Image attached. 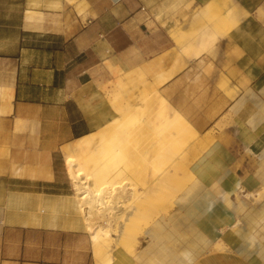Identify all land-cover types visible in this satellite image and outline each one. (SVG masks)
Here are the masks:
<instances>
[{
    "label": "crops",
    "instance_id": "crops-1",
    "mask_svg": "<svg viewBox=\"0 0 264 264\" xmlns=\"http://www.w3.org/2000/svg\"><path fill=\"white\" fill-rule=\"evenodd\" d=\"M231 1L247 14L225 33L203 17L230 0H0V264H96L39 205L70 196L64 151L115 91L156 92L212 140L206 178L112 264H264V0Z\"/></svg>",
    "mask_w": 264,
    "mask_h": 264
},
{
    "label": "bare ground",
    "instance_id": "bare-ground-1",
    "mask_svg": "<svg viewBox=\"0 0 264 264\" xmlns=\"http://www.w3.org/2000/svg\"><path fill=\"white\" fill-rule=\"evenodd\" d=\"M227 6H229L228 11H230L236 7V3L230 0ZM77 10H80L78 6ZM246 12L247 11L244 9V7H242L238 11V16L242 17L247 14ZM236 21L235 18L230 15V13L226 14L224 20L218 18V16H215L212 19L215 27H218L224 31H228L230 27L228 25L231 24V26H233L238 22ZM214 33L215 35L217 34L216 31L212 34ZM173 37L178 42H181L187 38V36L184 34L174 35ZM207 37L208 33L204 32L199 34L195 40H203ZM155 93L154 95L157 96V93ZM123 100L124 99H121L118 92H114L113 94H107L105 97H102L101 102L105 103V105L108 104L107 106H109V108L119 111L124 108L123 106H128ZM86 107L87 106L84 108ZM127 108H129V106ZM106 111L103 112L102 115L100 114L101 117L95 124L97 128L102 129L105 127V125L107 126L109 118L115 117L112 114V109L109 112ZM129 111L130 109H128L127 112ZM166 112L158 114V122H154V124L156 123V127L154 128L155 130L153 133L159 135V133L164 130L165 135L169 140L161 141L160 143L154 142V152H157L156 157H159L165 152V150H169L171 151L172 159H170L168 162L169 164L153 166L152 171L148 174L147 178L143 182L144 184L142 183L143 185H140V189L136 186L132 187L133 190L131 193H129V203L125 208L122 207L121 203V201L125 200V195L113 193V189L118 187L127 178V169L125 166L116 165V167H113L111 169L112 171L108 172V174H105L101 171L96 172L94 167L101 164V162L104 160L100 155H98V153L100 151L103 152L104 149H98L97 155L95 154L96 152L94 154H92L93 152L90 153L91 151H89L88 147L89 135H86L79 140V146L85 153H87V155L85 154V157L83 156L84 164H82L80 159L74 155L69 153L66 155V172L69 178L72 180L73 189L75 190L74 198L76 199H73L72 203L79 204L80 210L83 213V217L87 222L90 220L93 221L92 223H88V230L91 233L90 238L93 244V255L95 256L96 264H103V258L109 251V246L112 242L114 243V246L111 247L112 254L115 248H123L128 252H133L135 250L136 244L139 243L140 236L142 237L146 232L144 231L145 229H143V226L148 225V223L152 221H157L163 210H168L173 205L174 201L178 197V193L188 192L190 190L187 182L182 183L181 180L183 179L182 177L193 178V168L191 167L192 159L188 156L185 157V161H187V167L181 175H179V172L177 171L176 159L178 155L191 152L192 149L207 147L211 143L212 139L206 134H198V132L189 123H187L178 115L179 113H175L176 115L173 119L165 115ZM135 114H137L136 111L126 113L127 120L130 121L133 119ZM147 116L149 115L147 114ZM148 122L147 119L144 120L143 118L141 122L135 126H132L131 128L126 123H120L119 119H115L114 128H110L111 134L109 136L104 133L105 129L101 130L99 145L104 146L107 144V140L116 139V141H118V145L115 150L123 152L125 151L126 153L124 155H126V158L139 156L142 160H144L145 151L143 148L135 146L134 140L140 135H147L151 127V124H148ZM219 123L221 122H218L217 125ZM175 133H177L176 136H174ZM156 140L158 141V139ZM141 159L139 160L142 161ZM114 174L125 177H122L121 180L113 184L110 182L109 178L114 177ZM263 190L264 189H262V191ZM262 191L258 193V196L261 195ZM258 196H256L254 192L246 193V197L252 200H257ZM77 197L80 198V202L77 200ZM106 197L111 199H106ZM53 218L55 225L74 226V224L71 223V221L67 218H63L62 220L60 219L61 221L57 220L58 217L56 216H53ZM214 247L217 249H222L226 246L224 245L223 241L219 240L214 244ZM111 259H114V257L111 256Z\"/></svg>",
    "mask_w": 264,
    "mask_h": 264
},
{
    "label": "rangeland",
    "instance_id": "rangeland-1",
    "mask_svg": "<svg viewBox=\"0 0 264 264\" xmlns=\"http://www.w3.org/2000/svg\"><path fill=\"white\" fill-rule=\"evenodd\" d=\"M238 11H239V9H237V7H235L232 10L228 11L227 13H230V15L232 17H234L235 21H236V19L239 17ZM213 15H210V18L205 16V17H203V19H206V20L208 19V21H212ZM218 15H219L218 18H221L222 20H224V18L226 17V15H221V14H218ZM227 25H228V23H227ZM228 26H230L229 29H231V27H232L231 24H229ZM220 30L222 32L224 31L222 29H220ZM225 33H227V32L225 31ZM209 36H210V34L208 33V37ZM120 97H121V99H124L123 101H125L127 103L129 108H127L128 106H126V105L123 106L124 108L119 110V111L118 110L115 111L112 108V110H113L112 114L115 117H112L111 120L108 121L107 126L105 125V127H103L102 129L96 128L89 135L88 147H89V151H91L90 153L93 152L92 154H94L96 152L95 153L96 155H97L98 149H100V150L104 149L103 152L100 151L98 153V155H100L104 159L103 162H101V164H99L96 167L93 166L94 169H96V172L101 171L105 174H108V172L112 171L111 169L113 167H116V165H122V166L126 167L127 178L124 180L125 182L123 181L124 183L122 182L118 187L113 189V193L125 195V197H126L125 200L121 201L122 207L125 208L126 205L129 203V199H130L129 193L132 192V190H133L132 187L136 186L137 188L140 189V185L145 181L148 174L152 171L153 166H155V165L157 166L160 164H163V165L169 164L168 162L170 161V159H172V154H171V151H169V150H165V152L162 155H160L159 157H156L157 152H154V149H155L154 142L160 143L161 141H166L169 139L165 135L164 130H162L159 133V135H156L153 132L155 130L154 128L156 127L155 124L158 122V114L159 113H165L167 111L165 115H167L173 119L175 118L176 114L174 111H172L165 104L164 101H162L157 96H156L157 97L156 98L155 95H153V94H137L133 98L128 97L127 94H120ZM153 101H155L156 103ZM152 102L154 105L152 104ZM136 107H138V108H136ZM128 109H130V111H129L130 113L134 112V111H136V113H137V114H135L133 119H131L130 121H128L126 118V116H127L126 113H129V112H127ZM138 112L141 114H139ZM147 114L149 116H147ZM143 118H144V120L147 119V122L149 120L148 124H151V127H150L147 135L138 136L134 140V143H135V146L141 147L145 151L144 160H142L141 157H139V156L126 158L125 157L126 155H124L126 153L125 151L123 152V151L115 150L117 145H118V141H116V139L107 140V142H106L107 144L104 146L99 145L100 144L99 140L101 137L100 136L101 130L105 129L104 133L107 136H109L111 134L110 128H112V129L114 128L115 119H119L120 123H126L128 126H130L132 128V126H135L139 122H141V120ZM154 122H156V123L154 124ZM142 124H143V122H142ZM176 134L177 133H175L174 136H176ZM156 139H158V141ZM154 140H156V141H154ZM119 143H121V142H119ZM209 145L205 148H196V149H192L191 152H188V153L186 152V153L180 154V155H178V157L176 159V166H177V171L179 172V175H181L184 172L185 168L187 167V164H186L187 161H185V157L188 156L192 159L191 167L193 168V178L182 177L183 179L181 180L182 183L187 182V185H188L190 190L193 189L199 183V181L206 178V176H207L205 173L206 168H205V166H203V161H201L200 163H198L197 161L200 160L201 158L204 159L206 150L208 149ZM68 153L79 158L80 161L82 162V164H84L83 158L85 157V154L87 155V153H85L81 149V147L79 146V141L75 144V146L72 148V150H65L64 151V158H66V155ZM88 154H89V152H88ZM96 155H94V156H96ZM139 159H141L142 161H140ZM64 171H65V175L67 176V179L70 182V189H69V195L70 196L67 198H62L60 200L52 201V202L47 203V204H40L39 205V212L43 211V213H49L50 216H56V217L61 218V219L67 218L68 220L71 221V223L74 224V226H78V227L82 228L83 230H86L89 233V235L91 236V233L88 230V223H92L93 221L90 220L87 222L85 220V218L83 217V213L80 210L79 204L78 203H75V204L72 203L73 199H76V198H74L75 190L73 189L72 180L69 178V176L66 172V164H65ZM122 177H125V176H119L117 174H114V177L109 178V180L111 183L115 184L116 182L121 180ZM183 194H184V192L178 193V197L174 201L173 205L168 210H163V212L159 216V218L169 216L170 214H172V212L174 213L175 212L174 210L176 208V204L180 200V198L182 197ZM106 199H109V197H106ZM77 200H79V202L81 201L79 197H77ZM124 201H126V202H124ZM153 223H154V221L148 223V225H146V226H143L144 227L143 229H145L144 231H146L147 228H149L151 225H153ZM140 241H141V236L139 238V243L136 244L135 249L140 244ZM112 246H114L113 242L109 246V251L106 253L105 257L103 258V264H112V259H111V256H113L112 251H111ZM93 252H94V249H93Z\"/></svg>",
    "mask_w": 264,
    "mask_h": 264
},
{
    "label": "built area",
    "instance_id": "built-area-1",
    "mask_svg": "<svg viewBox=\"0 0 264 264\" xmlns=\"http://www.w3.org/2000/svg\"><path fill=\"white\" fill-rule=\"evenodd\" d=\"M0 120H1V116H0Z\"/></svg>",
    "mask_w": 264,
    "mask_h": 264
}]
</instances>
